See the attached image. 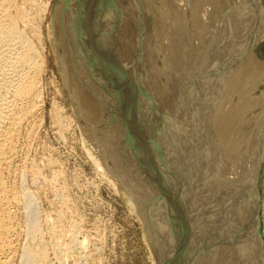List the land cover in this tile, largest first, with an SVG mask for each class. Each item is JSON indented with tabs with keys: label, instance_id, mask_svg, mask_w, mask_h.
I'll use <instances>...</instances> for the list:
<instances>
[{
	"label": "bare ground",
	"instance_id": "obj_1",
	"mask_svg": "<svg viewBox=\"0 0 264 264\" xmlns=\"http://www.w3.org/2000/svg\"><path fill=\"white\" fill-rule=\"evenodd\" d=\"M36 1L0 0V264H80L91 241L79 239L40 134L48 57ZM54 5L80 133L138 211L156 263L264 264V63L254 56L264 0Z\"/></svg>",
	"mask_w": 264,
	"mask_h": 264
},
{
	"label": "rangeland",
	"instance_id": "obj_2",
	"mask_svg": "<svg viewBox=\"0 0 264 264\" xmlns=\"http://www.w3.org/2000/svg\"><path fill=\"white\" fill-rule=\"evenodd\" d=\"M56 1H36L37 4L39 3L38 20L40 21L38 22H40L39 24L43 23L41 25L43 38L45 39L43 47L46 57H48L44 86L45 121L40 134L43 143L48 144L47 146L52 150V155H50L56 161V165L60 164L57 166L61 172H64V181L67 180L64 183L69 191L67 192L69 199L73 198V201H71L74 205L70 201L71 206L73 205L72 212L74 213V210L77 209L78 218H76L77 216L74 217L79 224L81 223L80 227L83 230V234L79 235V239L82 240L86 236V239L88 238L91 241L88 242L89 245L86 244L88 247L86 251L80 254L83 258L89 257H86L87 261L80 258V264H157L152 255L145 226L138 211L130 203L123 188L117 182H114L116 183L114 185L110 183L109 176L97 168L91 158V144L81 134L82 132L77 124L69 92L64 84L55 53L51 22ZM254 56L261 62L260 65L264 63V41L257 45ZM54 105H58L57 108L56 106L54 108ZM52 109H57L61 114L65 123L64 128H57L51 123L50 114L53 111ZM62 137L63 139H61ZM259 197H261L262 205L258 204L255 208L258 211V207H261V217L257 227L259 234L264 238V180ZM42 205L43 209L44 205ZM76 213L74 214L76 215ZM80 217L84 220L82 221ZM84 255L86 256L84 257ZM76 263L78 264V262H74L73 258H69L66 264Z\"/></svg>",
	"mask_w": 264,
	"mask_h": 264
}]
</instances>
